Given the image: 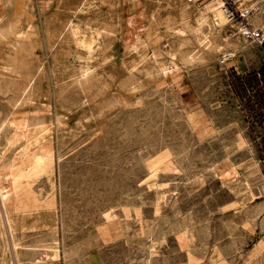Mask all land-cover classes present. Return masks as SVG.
<instances>
[{"label":"rangeland","instance_id":"1","mask_svg":"<svg viewBox=\"0 0 264 264\" xmlns=\"http://www.w3.org/2000/svg\"><path fill=\"white\" fill-rule=\"evenodd\" d=\"M182 7L0 0V126L51 125L57 201L56 211L23 217L0 198V264H264V211L253 231L244 223L264 204V41L243 47L236 28L206 22L211 48L192 59L198 10ZM259 7L264 20V0ZM70 19L95 36L91 55L64 33ZM219 45L242 50L224 59ZM10 132L2 129L0 152ZM165 151L170 169L149 173ZM254 160L260 172L250 174ZM48 182L35 183L39 196ZM246 182L255 198L240 206L233 189Z\"/></svg>","mask_w":264,"mask_h":264},{"label":"bare ground","instance_id":"2","mask_svg":"<svg viewBox=\"0 0 264 264\" xmlns=\"http://www.w3.org/2000/svg\"><path fill=\"white\" fill-rule=\"evenodd\" d=\"M181 3L183 5L182 13H184L187 9H189L188 7L191 5V3L195 4L198 10V13H197L198 16H196L197 19H196V27H195V35L197 38L196 40L198 44L197 46L198 51L197 53H195L194 56H192V59L193 58L195 59V56L203 52L205 48H211L210 46L211 41H209L208 36L202 30V27L206 22L207 23L210 22V26L217 30L224 29L228 25H231L233 28H236V31L238 32L239 35H241L240 37L244 42L241 45L243 47H246V45H251L253 43V41L250 40V35L257 34L256 31H259V30L262 31V34H263L260 42L264 41V20L263 18L256 15L258 10L260 9L259 7L260 0H244L242 5L246 6L250 14L249 16H247L244 22H241L239 24L238 23L236 24L235 21L231 18L222 0H181ZM64 33L68 34V37L73 39L75 43L77 44V46L86 50L88 55L92 54L94 44L96 43L95 36L93 35L86 36L85 33H82L80 31L78 24L75 23L74 20L70 19L66 23L65 28H64ZM183 33L184 31H181L180 34H183ZM216 49L219 52H221V55L223 56L224 59L234 58L237 56V53L242 50L241 47H236L234 48V50H223V46L221 45H219ZM195 50L196 49L193 50V53ZM171 56H172L171 64L176 65L175 56L173 54ZM171 67L174 68V66L172 65ZM160 68L162 70L167 69L166 65H160ZM88 71H89V68L83 69L81 71V75L85 77L88 74ZM33 82H34L33 79L29 80V83L24 87L22 91L23 94L29 91V90L27 91L28 88L30 89L32 88ZM6 125L11 128L12 132H10V136H8L6 139L5 150L3 152H0V198H1V201L4 207L6 208L3 211H7L6 213H9L11 215L18 214L20 216L26 217L40 210H48V212L55 210L57 201L55 199L54 185L51 182V179H52L53 173L55 172L54 169H55V164H56V152H55V143L53 142V139H52L53 134H52V128H50L51 125L43 121H37L33 124H30L25 119L16 120V119L8 118L0 126V135H1L2 129ZM195 130L197 131L199 137H202L207 132V130H205L204 128L198 127V126L195 128ZM62 137H63L62 135L59 136L60 142H62V139H63ZM21 142H23V145L18 147L20 145L19 143ZM170 163H171V156L168 153V151H165L159 154L155 159L147 163V170L149 171V173L158 172L163 169L169 170ZM248 172L250 174H255V173L260 172V166L257 161L254 160L251 162V165L248 167ZM43 176H46L48 181L50 182V189H49L50 193L48 192V195L46 196H42V195L39 196L34 189V185L40 178H43ZM233 190L236 196V200L239 202L240 206H243L244 204H247L250 201H253L255 198V194L253 193V191L250 188L249 183L247 182L240 184V185L238 184ZM261 191H262V194L264 195V185L261 187ZM250 211H251V214L249 218L248 217L245 218L244 223L248 229L253 231L254 230V223H253L254 218L260 215L264 211V204H257ZM139 215L140 213L137 212L136 216H139ZM46 216L50 218V216L52 215L50 216L46 215ZM26 219H28V217ZM14 220L18 221V219H14ZM33 220L35 219L33 218ZM19 222H17V224ZM6 223H7V220H6ZM39 223L40 222L38 221L37 224ZM18 226H16L15 228H18ZM38 227H40V225ZM260 228H261V231L264 232V219L260 225ZM7 229H8V226H7ZM11 229L13 228L11 227ZM10 231L12 232L13 230H10ZM146 233L148 234V232ZM13 242H14V239H13ZM257 250L259 253H261L264 250V242H262V245L258 246ZM188 258H189L188 261L190 262L194 260V257L191 253L188 254ZM95 264H102V262L98 258Z\"/></svg>","mask_w":264,"mask_h":264},{"label":"built area","instance_id":"3","mask_svg":"<svg viewBox=\"0 0 264 264\" xmlns=\"http://www.w3.org/2000/svg\"><path fill=\"white\" fill-rule=\"evenodd\" d=\"M224 3L225 8L229 12V15L233 20H242L245 21L247 16H249V12L245 5H242L244 0H222ZM255 35H250V38L253 39L255 42L261 41V33L256 32Z\"/></svg>","mask_w":264,"mask_h":264}]
</instances>
